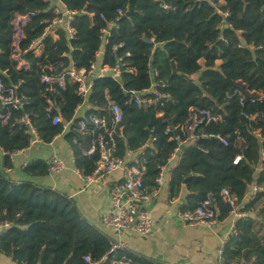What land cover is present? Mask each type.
Here are the masks:
<instances>
[{"label": "trees", "instance_id": "1", "mask_svg": "<svg viewBox=\"0 0 264 264\" xmlns=\"http://www.w3.org/2000/svg\"><path fill=\"white\" fill-rule=\"evenodd\" d=\"M61 2L75 11L71 38L63 30L57 31L56 38L43 35V20L53 17L48 0H0V80L5 86L20 81L17 90L24 96V110L33 112L41 141L50 142L68 123L64 136L74 165L82 175L89 174L98 153L87 156L82 149L94 134L79 133L78 122L89 113L109 119L107 104L114 101L122 109V120L113 133L114 156L125 159L132 154L126 165L143 166L142 180L150 189L156 188L161 167H168L169 199L176 198L182 187L186 191L180 212L195 208L210 194L218 208L217 219L223 220L234 207L223 200L221 190H227L234 209L242 214L233 222L222 262L264 264V101L250 102V96L264 92V0ZM29 13L19 44L29 66L17 68L11 58V21L15 15ZM42 35V50L35 55L32 44ZM101 46L104 63L113 65L118 58L125 62L119 79H96L85 100L69 80L57 93L46 90L41 67L56 61L66 64L68 57L77 67H87ZM153 83L166 98L140 107L127 102L125 90L141 91ZM47 100L52 103L48 110ZM78 106L85 108L82 116L75 115ZM192 106L209 109L221 120L198 126L194 141L180 150L174 136L185 137L179 126ZM56 113L62 120L52 124ZM252 114L256 115L251 118ZM18 115L19 111H12L7 121L0 118L4 152L0 225L7 224L0 232V253L15 264H88L83 255L98 261L110 241L81 216L70 197L30 179L8 176L10 154L27 147L29 141V134L13 122ZM22 172L28 177L44 176L48 164L32 160L22 166ZM253 184L257 189L248 194ZM124 254L118 250L115 256ZM131 260L146 264L135 257Z\"/></svg>", "mask_w": 264, "mask_h": 264}, {"label": "built area", "instance_id": "2", "mask_svg": "<svg viewBox=\"0 0 264 264\" xmlns=\"http://www.w3.org/2000/svg\"><path fill=\"white\" fill-rule=\"evenodd\" d=\"M48 2V8L52 9L53 17L51 19L43 20V22L46 23L43 35L49 33L56 38L57 31L63 30L66 35L71 38L74 32L71 26V20L75 11L67 9L61 0H48ZM117 12L118 14L121 13L120 10H117ZM31 14L32 13L15 15L11 21L13 30L11 39V58L16 61L17 68L23 67L26 69L29 66L26 60L22 57V50L20 49L19 44L21 38L24 37L22 26L28 21ZM110 24L111 23H108V25ZM102 32L104 35L106 30L103 29ZM43 35L39 39L43 38ZM104 42L105 38H103V43ZM42 47V42H40L33 48V53L38 55L41 52ZM102 52L103 51L99 49L95 54L94 61H92L87 67H77L69 57L66 64L62 61L47 63L40 69V80L46 85V90L52 93H57L59 90L63 89L65 81L69 80L76 84V94L85 100L96 79L102 77H110L115 80L119 79L123 68L125 67V62L122 58H118L113 65L104 63L102 60ZM128 55L129 53L126 52L125 56ZM154 74H156L155 71ZM19 83L20 81L16 84L5 86L0 80V118L2 122H5L9 119L12 111H19V115L13 118V122L22 127L25 132L29 134L28 145L25 147L28 148L31 145L42 141L39 138L31 119L33 112L24 110V96L17 90ZM160 85L164 84L161 83ZM155 86L156 83H153L150 88L143 89L141 91L125 90L127 102L140 107L151 102H157L159 99L166 98V93L159 92ZM146 93L152 94V97L146 96ZM255 101H264V92H259L256 95L250 96V102ZM239 102L242 104L243 97H240ZM47 104L48 110L52 107V103L50 100H47ZM107 107L111 112L109 119L105 115L89 113L78 122L77 131L79 133L94 134V138L86 148L82 149V153L87 156L95 152L98 153V158L94 168L89 174L83 175V177L87 184L95 183L105 178L110 172L123 168L124 177L113 182L108 188V200L110 202L111 210L103 214L100 221L105 226L116 230L129 229L137 232L138 234L146 235L151 230L152 219L150 218L144 203L154 195L155 188L150 189L144 185L142 180L144 170L143 166H127L123 158L114 156L113 133L118 123L122 120V109L120 105L111 100L108 101ZM255 115L256 114H252L250 117L253 118ZM61 120L62 119L59 113H56L51 117L52 124H57L58 122H61ZM217 120H221V116L219 114H214L209 109L192 106L189 108L187 119L179 126L181 133L185 137L182 139L180 134L177 133L174 136V139L179 145L185 146L186 144H190L194 141L195 135L193 132L198 126L207 125L211 121ZM256 134L258 136L260 135L258 132H256ZM215 138L223 144L226 143L219 134H216ZM20 150L12 152L10 156ZM177 150L175 152H177ZM238 159L239 156H236L234 158V162ZM25 164H27V161H24L22 166ZM47 164L48 172L52 174H58L65 167L63 160L56 154L50 155ZM163 168L164 167H161V171ZM160 174L161 172L155 178L156 183L160 182ZM256 189L257 187L254 185L251 194H254ZM221 195L225 202L234 206L232 210L234 215L236 217L240 216L242 213L234 209V199L228 194L227 190L222 189ZM217 214L218 208L213 203L211 195L208 194L195 208L186 209L180 212V220L183 224L187 225H202L211 227L218 221ZM0 226L5 228L7 224ZM3 228L1 230H3ZM232 231L233 226L230 232L225 235L218 244V264H224L221 259V253L223 246ZM123 249L124 244L119 242H110L109 250L98 261H91L89 255H83L82 259L88 264H137L131 260V257L121 256L118 258L115 256L118 250ZM152 264L180 263L157 262Z\"/></svg>", "mask_w": 264, "mask_h": 264}, {"label": "crops", "instance_id": "3", "mask_svg": "<svg viewBox=\"0 0 264 264\" xmlns=\"http://www.w3.org/2000/svg\"><path fill=\"white\" fill-rule=\"evenodd\" d=\"M55 1V0H51ZM103 51V46L100 48ZM85 108L79 106L76 116H82ZM68 124H64L63 132L54 136L50 142H38L10 156L11 167L8 176L15 180L30 179L36 183L50 186L66 194L73 200L81 216L110 242L124 244L122 251L128 257L143 260L146 264L157 262H175L180 264H218L217 248L220 240L227 235L236 218L233 212L218 220L213 226L187 225L180 220V207L186 194L182 187L174 199L168 197V167L160 174L155 193L144 203L152 219V227L148 234L141 235L129 229L116 230L101 223L103 214L111 210L108 200L109 186L124 177V169L119 168L106 175L102 180L87 184L83 175L75 167L70 144L65 139ZM56 154L64 162V169L58 174L48 172L44 176L28 177L22 172L24 161L42 159L48 161L50 155ZM4 156L0 148V164ZM177 158V152L172 157V163ZM125 162L133 160L132 154H127ZM253 186L248 189L252 193ZM248 196V195H247ZM3 227L0 226V230ZM4 229V228H3ZM123 256H127V255ZM0 264H15L13 260L0 253Z\"/></svg>", "mask_w": 264, "mask_h": 264}, {"label": "water", "instance_id": "4", "mask_svg": "<svg viewBox=\"0 0 264 264\" xmlns=\"http://www.w3.org/2000/svg\"><path fill=\"white\" fill-rule=\"evenodd\" d=\"M41 41H42V39L37 40V41L33 44L32 48H34L35 46H37ZM183 148H184V145H180V146H179V149H180V150H182Z\"/></svg>", "mask_w": 264, "mask_h": 264}]
</instances>
